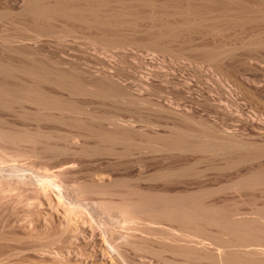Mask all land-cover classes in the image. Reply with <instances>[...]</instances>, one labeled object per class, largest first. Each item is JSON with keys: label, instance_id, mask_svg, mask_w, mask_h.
I'll return each mask as SVG.
<instances>
[{"label": "rangeland", "instance_id": "374dc122", "mask_svg": "<svg viewBox=\"0 0 264 264\" xmlns=\"http://www.w3.org/2000/svg\"><path fill=\"white\" fill-rule=\"evenodd\" d=\"M20 4L21 0H0V10L5 11V9L12 8L11 11L14 10L16 12ZM145 9L148 10V8H144L142 12H145ZM169 19L172 20L173 18ZM139 20L137 22L138 25L135 27L133 25H131L132 27L129 25L125 26V31H128V33L122 31L124 36L126 34L129 36L134 31L133 36L135 38L145 39L144 41H147L152 35L150 33L148 35L146 30L153 31L154 27L152 26L153 29L151 28V22L153 23L154 20L151 21L149 17H144ZM160 24L156 23L155 25L160 26ZM15 25L13 23L11 24V21L8 19L3 22L0 21V59L21 63L29 62L30 59L34 58L48 62L53 69L65 71L71 74V76L74 75V77H77V80L79 78L78 81H82L80 83H85L80 84V86L85 85L88 89L91 88L88 84L94 80L103 78L111 79L117 83L125 95V99H119L118 97V99L116 97V99H113L114 97L101 99L98 96L94 97V95L90 96L87 93L85 94V91H83L85 88L83 89L82 87L80 89L83 91L82 94L77 90V94L72 95L74 91L71 92L72 89L70 88V90L68 88H58L59 86L57 87L54 84L42 85L44 91L57 97L61 96V98L72 100L78 106L81 105V108L83 106V112L84 110L87 112L86 109L88 108L89 111H92H88L87 113L95 112L101 115L103 113L104 115H114L120 123L132 129H136L142 133H160L162 135L168 134L170 131L172 132L177 124L182 126L180 120L181 116H183L194 119L197 122H208L220 132L236 133V135L238 134V136L243 137L250 143L264 144V127L255 122H247L245 120L248 115L264 114V104L252 101L244 92L236 88L233 81L224 80L221 74L219 75V72L207 63H198L197 61H192L191 58L183 59L176 56L173 52L156 51L154 47H148L149 45L104 49L101 46L92 45L90 40L84 37V33H82L84 35L80 33V35L74 34L65 38L58 36L61 34H56L34 40L32 35L24 31L28 36L20 41L18 39H23L21 36L25 35L23 30L21 31L22 27L20 24ZM156 26L154 29L155 32H151V34L156 33V29H158ZM18 27L19 29L21 27V29L19 30ZM254 30L255 32H253ZM256 30L264 31V21L247 22L243 25L232 27L228 26L219 34L205 33V29L198 31L184 29L178 35V37L180 36L178 40H181L179 42H187L188 40L195 39L194 43L198 46L223 42L234 47L235 44H240L239 41L253 37L257 33ZM15 32H18L16 35L18 39H14ZM123 33L120 34L121 36H118L123 38ZM11 36L14 41L11 39ZM129 37H132V35ZM186 42H184L185 45L189 43V41ZM189 45L187 44L185 47ZM11 47H23V50L20 49L24 55L11 52ZM6 49L9 52L5 53L4 50ZM251 49L253 48H250L249 51L248 49L234 51V56H238L235 58H239L238 60L234 58V63H239L242 60V56L243 58L247 55H256L257 57L259 56L258 52L264 54V50L258 51V49L254 48V50L258 51L256 54V51ZM250 51H254L255 53ZM255 63L257 65L247 71V76L256 78L260 82L259 85H264V57ZM230 72L232 75H235L234 70L231 69ZM25 104L23 105L22 103L25 109L30 108V104H28L29 106H25ZM22 105H16L14 107L16 110L13 108L12 111L0 108V130L1 128L2 130L6 128V130H16L21 134H30L33 140L39 141V144L42 141L43 144L40 145L43 146H39L37 142L33 144L31 140L13 144L0 138V264L104 263L101 260V256L98 255L101 254L99 250L102 248L101 244L103 245V239L98 234L94 237L91 232H88L87 229L91 227L88 222V217L95 218L96 223H102L105 227L109 226V224H114L115 226L113 225V227L117 230L128 233L127 235L132 241V244L130 243L131 245L129 244L125 248L128 264H175L173 262L178 260L179 257L177 258L173 254L172 256L167 252L165 254L163 251L160 254V249H158L163 246L161 245L163 238L160 239V237H168V240L169 238H171L170 240L175 239L174 234L179 231L175 225L174 227L177 228H175L176 231L174 228V230L171 228L173 235L171 234V230H169L172 225L168 223L160 224L161 226L155 224L161 231L154 224L147 228L144 225L146 222L138 225L139 230H134L137 225L133 229L130 228L132 225L130 227L128 225L127 227L123 223L124 226L122 222L119 223V221L112 219L109 214L106 213L111 218L107 217L99 209L94 210L88 208L89 206L84 203V200H81L79 195L78 198L75 190L80 185L85 186L89 184L88 186H91L97 184L101 181L102 176H108L110 178L118 177L124 179L128 185H141V187H146V189L149 187L152 189L164 188L163 190L173 192L172 194L177 195H182L183 193H205L203 195L208 203H216L221 206L225 205L227 206L225 208L229 209H231V205L236 207L238 204L239 206L237 207L240 209L238 211V217H252V215H255L254 212H257V208L264 206V185L253 188L243 187V189L242 186L239 187V179L241 180L245 174V176H249L254 170L258 169L257 166L259 167L260 164L259 160H256L257 162L251 160L252 162H245L228 167L224 165L226 162L219 155L216 157L210 153H201L195 150H191L192 152L175 150V152H153L157 151L153 149L155 147L147 145L144 146L148 148L140 147V151L138 150L139 148L132 149L135 151L131 150L132 152L127 155L124 154L123 156L122 154L118 156L116 154H98L97 148L95 147L99 146V143L97 144V139V142L94 141V137L88 138L85 136L88 133L85 132L86 130L83 132L84 138L81 135V131L83 130L74 129V126L72 127L71 124V126L67 124L68 122H62L61 120L62 123L59 120H56V122L55 120L47 121L46 119L42 120L36 116L24 114L28 110L34 112L35 108H32V105L30 109L23 111L24 108ZM97 123L96 125H98ZM100 123L99 125L103 124ZM103 125L112 127L108 122H104ZM35 134H40L38 136L41 138L37 139V135ZM44 134H49V137L50 135L53 137L48 140L49 137L46 139L48 135H45V137ZM42 136L45 139H42ZM84 143H87L86 148L88 146L95 148L94 150L97 151V154L94 153L95 151L93 149H90V151L92 150L90 153L93 152L95 155L93 153L92 155L89 153L87 155L86 152H89V147L87 148L88 151L83 150V148L81 149L84 154L79 153L81 151V145ZM44 144L48 147L51 145L52 150H48L51 147L48 148L45 146V149L47 147L45 151L43 149ZM94 144H97V146ZM53 148H56V152L58 149L62 150V152L60 151L61 154L56 153ZM116 148L120 149V145L114 147L117 152L118 149ZM123 148L121 146L122 152L124 150ZM71 150H74L75 153H72ZM75 150H77V153ZM121 151L119 150L118 152ZM168 171L170 173H167ZM173 171L175 174L178 171L177 174L179 173V175L174 176ZM164 172L166 177L172 173L173 175L171 176L173 178H170V175H168L170 179L167 178L169 180H165L166 177L164 176L165 179L163 177L161 178L159 174L163 173L164 175ZM156 174L158 175L155 177ZM75 186H77L76 189H74ZM47 191H50L56 196L55 199L52 198L51 202L48 199L50 193ZM45 193L48 196L45 197ZM64 194H69L72 197L75 196L74 198L81 200V202L79 201L80 207L73 215L68 214L69 205L67 204L69 203L65 200V197L63 199ZM88 198L96 202L100 200V196L95 194H91ZM82 201L84 202L82 203ZM231 210H235V208ZM36 213L38 214L37 216H41L42 218H37ZM50 218L57 225L59 224L58 226H61V228L57 226L58 231L63 227L65 228L66 223L70 221L73 225L69 233L65 234L63 230L59 231L56 236H53L51 242L50 238L52 236L45 237L46 235L43 233L44 228L42 226V221ZM80 226L81 230L78 232L82 231L84 233L75 231ZM150 228H153L152 232L155 230L159 232V238L156 237L159 241L161 240L160 244L156 243L158 239L151 235ZM30 229L37 234L38 238L41 237L39 239L42 242L37 237V239L28 237L29 239L33 238L32 240H27V236L24 237L25 231ZM166 229L169 231L168 234L165 231ZM149 231L150 237L148 236ZM15 232L18 234L21 232L19 237L26 239L21 240L17 235L16 237L20 240L16 238L12 240ZM156 232L152 234L155 235ZM96 233H98V230H96ZM184 234L182 231L181 233L179 231L178 236L175 235L178 244H184L189 241V244L193 245L191 242L193 234L189 235L190 233H186L187 238ZM20 235H23V237ZM133 235L134 238H132ZM9 236L12 237L10 240L8 239ZM188 236H191V240ZM194 236V244H197L198 242L196 243V241H201L203 238L200 239V237H196L197 235ZM151 237L153 238L151 239ZM55 238L56 240H54ZM155 238L157 241L154 242L153 239ZM165 240L167 244L170 242L167 239ZM176 240H174V243L172 240L171 243L175 244L177 242ZM202 240L210 249L218 247L210 239L206 238ZM134 243L136 244L135 246ZM139 243L143 245L147 244L146 247L148 244L153 247L156 245L154 248L158 250L159 254L156 253L154 256L155 253L148 252L149 248H146L148 250L145 249V251L143 248L145 246L142 244L140 246ZM42 244L44 246L45 244L47 245L46 247H42ZM137 244L143 250L141 248L139 249ZM151 246L150 249L152 248ZM262 248L264 249V247ZM163 253L164 255L161 256ZM157 255L162 258H159ZM163 257L166 259H163ZM174 257L177 259L175 258L174 260ZM168 258L171 260L169 259L168 261ZM172 259L174 260L173 262Z\"/></svg>", "mask_w": 264, "mask_h": 264}, {"label": "bare ground", "instance_id": "6f19581e", "mask_svg": "<svg viewBox=\"0 0 264 264\" xmlns=\"http://www.w3.org/2000/svg\"><path fill=\"white\" fill-rule=\"evenodd\" d=\"M17 8L16 12H14V10L11 11L12 8L5 9V11L0 10V21L3 22L8 19L11 21V24H20L22 27V29L20 27L21 31L23 30V32L25 31L32 35L34 40H38L42 37H50L52 35L54 36L56 34H61L58 36L65 38L74 34L80 35V33H84V37L89 39L92 45L101 46L104 49L149 45L148 47H154V50L156 51L173 52L176 56L183 59L191 58L192 61H197L198 63H207L219 72L218 74H221L224 80L233 81L236 88L244 92V94L252 101L264 104V85H259L260 82L256 78H250L247 76V71L251 70V68L253 69V67L257 65L255 62L260 61L261 58L264 57V54L258 52L264 50V31L261 32L256 30L257 33H255L253 37H248L244 40L240 38L243 41H239L240 44H235L234 47L223 42L198 46L194 43L195 39L188 40L189 43H187L188 41H184L188 45L190 44L188 47H185L187 44L185 45L183 41L182 43L179 42L181 40H178L180 37H178V35H180L181 30L183 32L184 29L192 31L205 29V33L219 34L228 26L232 27L243 25L247 22L264 21V0H21V4ZM144 8H148V10L145 9L148 12H142V9L144 10ZM144 17L151 18V21L154 20L153 23L151 22L152 29L153 27L155 29L156 23H161L160 26H156L158 29H156V33L154 34H151V32H155L154 29L153 31L149 29V31L146 30L148 35L149 33L152 35L151 38H148L147 41H144L145 39H137L133 36L134 31L130 34L132 37H129L130 35L128 36L127 34L124 36L123 31H125L126 25H133L135 27L138 25L137 22L140 21L139 19ZM169 18L173 19L170 20ZM25 32V36H21L23 39L17 38L16 35L18 32H15L16 34L13 33L15 34L14 39L20 41L24 40V37L28 36ZM125 32L128 33V31ZM143 32L145 33V31ZM253 32H255V30ZM121 33H123L122 36L125 38H120ZM137 33L139 32L137 31ZM174 45H177V47L175 48ZM20 48L21 47H13L12 49L15 50L11 49L10 51L19 55H24L23 51H21V49L23 50V47ZM250 48H253L251 50H254V48L258 49V51H254H256V54L258 52L260 57H256V55H251V57L243 52L247 56L243 58V56L241 57L239 55L242 60H240V62L238 61L239 63H234V58L238 57L237 55L234 56V51L242 49H248L249 51ZM6 50H4L5 53L9 52V50ZM254 51L250 52L255 53ZM231 69L235 71V75L231 74ZM54 70L55 68L53 69L48 62L34 58L30 59L29 62L21 63L0 59V108L12 111L18 104L22 105L23 103L24 105L26 103L25 106L30 104V108L33 105L32 108H35L34 112L28 110L30 108L25 109L22 105L24 108V110L22 109L23 111L28 110L24 114L32 115L34 117L36 116L42 120L46 119L47 121L55 120L56 122V120H59V122H68L67 124H71L72 127L74 126V129L83 130L81 131L82 137H84L83 132L86 130L85 132L88 133L85 136L88 138L94 137V141H98L97 144L99 143V146L94 144L97 146L95 148H97L96 150L98 151V154H116V156L122 154L123 156L124 154L127 155L128 153L135 151L132 149L139 148L138 150L140 151L142 147H145L144 145H147L155 147L153 149L157 151L153 152H172L174 150L189 152L195 150L201 153L207 152V154L210 153L216 157L219 155L220 158L225 160L226 164L224 163V165H227L228 167L250 162L251 160H255V162L259 160L260 164L259 167L257 166L258 169L254 170L249 176H245L246 174L244 176L242 175L243 177L241 176V180L239 179V187L242 186L243 189V187L253 188L264 185V144L250 143L243 137L238 136V134L236 135V133L220 132L208 122H197L194 119L183 116H181L180 120L182 126L177 124L176 128L168 134L142 133L141 131L132 129L129 126L120 123L114 115L106 113V115H104V113L101 115L100 113L97 114L95 112L87 113L89 111L87 107V112L85 110L83 112V106L81 108V105L78 106V104L72 102V100L70 101L61 98V96L57 97L52 95L51 93L44 91L42 87L43 84H54L57 87L59 86L58 88L72 89L71 92L74 91L72 95L77 94L76 91L78 90L81 94L85 91V94L87 93V95L90 96L94 95V97L98 96L101 99H110L113 97V99H116L117 97L119 99H125V95L122 93L123 91H121V88L116 82H114V80L107 78L94 80L88 84V86H91V88L89 87L90 89H88L85 85H83L84 87L80 86V84L85 83H80L82 81L79 82V78L77 80V77H74V75L71 76V74H68L65 71H58V69ZM81 87L85 89L82 91L80 90L82 89ZM245 120L247 122H255L264 127V114L262 113L255 114L254 116L248 115ZM99 122H101L100 124L108 122L112 127H106L103 124L99 125ZM96 123L99 126L96 125ZM9 130H6V128L5 130H2L1 128L0 138L13 144L18 142L22 143L21 141L25 142V140H31L33 141V144L37 142L39 146H41L40 144H43L42 141L39 144V141L33 140L30 134H21L16 130V132L11 131V129ZM40 134H35L37 135V139L41 138L39 137ZM45 135L46 134H44V136ZM47 135V137L45 136L46 139L49 137V134ZM45 137L42 136V139H45ZM52 137L53 136L50 135L48 140ZM84 144L81 145L80 150L83 148V150L88 151L87 148L89 146L87 145L88 147L86 148L87 143ZM118 145H120V149L116 148L118 149L116 152L114 147H117ZM45 146L47 145L44 144L43 149H45ZM121 146L124 147L123 152L121 151ZM49 147H51V145H49ZM90 147L89 152H86L87 155L88 153L92 155L93 152L90 153L92 151H90V149H95ZM48 150H52V147ZM55 150L56 148L54 151ZM83 150L78 152L82 154ZM96 150H94V153L97 152ZM119 150L121 152H118ZM58 151L55 152L61 154L62 150L58 149ZM75 151L77 153V150ZM71 152L73 153L74 150H71ZM94 153L93 155H95ZM177 172L178 171H176L175 174L173 171L174 176L179 175ZM167 173H170V171ZM173 174L171 173L168 175H170V178H173V176H171ZM157 175L158 174H156L155 177ZM159 175L161 178L163 176L166 177L165 172L164 175L163 173H160ZM168 175L166 179L164 177L163 179L169 180L170 178ZM101 178V181L97 184L91 186H88L89 184L85 186L80 185L78 188L77 186L74 187V189L77 188L75 190L76 193L75 191L74 193L77 196L79 195L81 200L85 201H82V203H86L87 206H89L88 208L94 210L99 209L105 215L106 213L109 214L112 219L119 221V223L122 222V225L126 224L127 227L128 225L129 227L132 225L130 227L132 229L137 225L134 230H139L138 225H142V222H146L144 225H146L147 228L153 224L154 226L155 224L159 226L160 224L168 223L173 226H171L169 230L177 227L180 233L181 231L185 233L184 235H186V233H190L189 235L193 234V239L195 237L194 235H197L196 237H200V239L202 237V239L207 238L214 241V244L218 246L217 248L210 249L202 239L201 241H196V243L198 242L197 244H194L193 239L191 240L190 238L191 236L188 237L193 245H190L189 241L185 242L186 244H178L175 235L178 236L179 231L174 234L175 239H172L173 243L174 240L177 241H175V244L171 243L172 240H170L171 238L168 240V237H160V239L163 238V241L161 242V240L159 241L158 239L159 232H156L159 228L155 226L158 228L156 229L152 226L156 230L153 232V228H150L149 230L153 234L154 232L156 233L155 235L151 233V235L154 237L157 236L158 238H156L159 242L156 238L153 239V241H157L156 243L159 244L161 242V245H163L161 246L162 248H158L159 244H157V248L160 249L159 253L163 251L165 254H173L177 258H180L173 262L176 258L174 257V260L172 259L173 263L264 264V249L262 248L264 247V206H261V208H257V206L256 208L258 210L257 212H254L255 215H252V217H238V211H240L237 207L239 206L238 204H235L236 207H233V205H231L232 207L228 206L231 209L235 208V210H231L225 208L227 207L225 205L221 206L216 203H208L204 196L205 193H203L204 195L200 193H183L182 195H177L172 194L173 192L171 193L163 190L164 188L152 189L147 187L148 189H146V187H141V185L131 186L130 184L128 185L124 179L118 177L110 178L108 176H102ZM47 192L50 193L48 199L51 202L52 198L55 199L56 196L50 191ZM91 194L100 196V200L96 202L89 199L88 196ZM46 196H48L47 193H45V197ZM64 197L69 203L67 204L69 205L68 214L73 215V213H75L80 207L81 200H78V198H74L69 194L63 196V199ZM37 215L38 214L36 213V216ZM106 216L111 218L108 215ZM38 217L40 219L42 218L41 216H37V218ZM42 222L44 228L43 233L46 235L45 237L52 236V238H50L51 242L53 236H56L59 231L63 230L65 234L69 233L73 225L68 221L65 228L63 227L58 231L57 228H61V226H58L59 224L57 225L53 219L50 218ZM88 222L91 226L89 229L86 228L88 232H91L94 237L98 234V236L103 239L104 247L101 244L102 248L99 250L101 251V254H98L101 256V260L104 261V263L101 264H128L129 262L126 259L127 255H125V248L130 243L132 244L131 239L127 235L128 233L117 230L113 227L114 224H109V226L105 227L102 223H96V219L93 217H88ZM174 225L176 227H174ZM79 230H81V226L75 231L78 232ZM96 230H98V233H96ZM167 230L168 229L165 231ZM173 230H171L172 233L170 232L172 235ZM150 231L148 232V236L150 235ZM159 231H161V229H159ZM81 232L82 231L78 233ZM168 232L169 231L166 233L168 234ZM19 234L15 232V237L12 235L14 239L10 236L8 239L10 240V238H12V240H15L16 238L17 240H25L28 237L38 238L37 234H35L32 229L25 231L24 237H27L24 239L20 238ZM21 237H23V235ZM185 237L187 238V235ZM39 238L38 240H41ZM132 238H134V235ZM152 238L153 237H151V239ZM32 239L28 238L27 240ZM164 239L170 241L169 243L171 244H167V241H164ZM54 240H56V238ZM82 240L86 242L84 239ZM40 242H42V240ZM139 244L137 245L139 246ZM46 245L47 244L44 246V244H42V247H46ZM135 245L136 244L134 243V246ZM146 245H143L145 246L143 247L144 250L149 248V250H146L150 253H155L154 256L156 253L159 254L158 250L154 248L156 245L154 247L150 245L152 250L150 249L149 244V247H146ZM140 246L139 249L141 248L143 250ZM163 255L164 253L161 256ZM158 257L162 258L160 256ZM163 259L166 258L163 257ZM169 259L170 258L167 260L169 261Z\"/></svg>", "mask_w": 264, "mask_h": 264}]
</instances>
